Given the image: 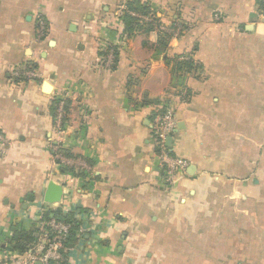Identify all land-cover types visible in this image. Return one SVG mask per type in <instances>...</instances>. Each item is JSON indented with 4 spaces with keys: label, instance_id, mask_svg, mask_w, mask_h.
<instances>
[{
    "label": "crops",
    "instance_id": "crops-1",
    "mask_svg": "<svg viewBox=\"0 0 264 264\" xmlns=\"http://www.w3.org/2000/svg\"><path fill=\"white\" fill-rule=\"evenodd\" d=\"M167 108L189 161L173 183L152 137ZM0 131V264L40 213L79 222L64 264H196L192 237L204 264H264L263 0H0Z\"/></svg>",
    "mask_w": 264,
    "mask_h": 264
},
{
    "label": "built area",
    "instance_id": "built-area-1",
    "mask_svg": "<svg viewBox=\"0 0 264 264\" xmlns=\"http://www.w3.org/2000/svg\"><path fill=\"white\" fill-rule=\"evenodd\" d=\"M264 3V0H263ZM133 16L143 18L140 14L132 12ZM40 37L46 32V24L43 20L38 25ZM182 27L175 24V29H168V33L174 32L177 36ZM18 78L35 79L40 77L39 71L33 65L22 67L13 71ZM186 91H182L181 95H185ZM65 104L60 101L55 116V131L58 135L62 134L66 129L64 123ZM178 128V118L176 112L172 108L165 110H157L153 114L152 121V137L154 145L158 151L160 165L163 169L164 181L173 183L178 176L184 175L189 167V161L179 156L173 155L168 138ZM7 139L0 131V142H6ZM53 155L56 158H62L61 145L54 143L52 145ZM34 241L30 248L17 258H11L8 264H64L67 260V242L73 231L74 224L58 219L55 216L46 218L42 213L39 216H33ZM81 228L74 230L80 235Z\"/></svg>",
    "mask_w": 264,
    "mask_h": 264
},
{
    "label": "trees",
    "instance_id": "trees-1",
    "mask_svg": "<svg viewBox=\"0 0 264 264\" xmlns=\"http://www.w3.org/2000/svg\"><path fill=\"white\" fill-rule=\"evenodd\" d=\"M126 5H127L128 9H130V10H137V11L143 12L144 14H150L151 13L148 6L141 4L139 2L131 1ZM153 16L156 18L155 14ZM125 18H126V21L129 25H131V23H134L135 21H137V19H134L129 14H127L125 16ZM143 24L147 28H151V27L155 26L152 22H144ZM45 216H46V218H49L48 214H46ZM55 217L58 219H62L66 222H72L74 224L73 231L70 234L69 239L71 237H73L74 230L79 228V222L77 221V219L75 217H73L72 214L64 215L63 213H57ZM34 233H35L34 229L14 231L13 241H14L15 249L19 250L22 253H25L30 248V245L34 241Z\"/></svg>",
    "mask_w": 264,
    "mask_h": 264
},
{
    "label": "rangeland",
    "instance_id": "rangeland-1",
    "mask_svg": "<svg viewBox=\"0 0 264 264\" xmlns=\"http://www.w3.org/2000/svg\"><path fill=\"white\" fill-rule=\"evenodd\" d=\"M209 216L214 215V211L213 210H209L208 212H206ZM215 223H211L209 224V228L214 232L216 228H214ZM256 234H258V232L256 231ZM189 240H191L190 246H193V248L195 249V251L193 250V252L189 253V254H185L184 256H188L189 260L188 261H192L195 262L196 264H204V255L201 253H196L200 251V248L204 247V243L206 241V239L204 237H197L194 238L192 237V239L190 238ZM226 239H224V241H226ZM214 242L215 240L213 239V246H214ZM253 242H264V238H260L257 237L256 239L253 238ZM226 244V242H224ZM209 254V253H208ZM214 256V255H212Z\"/></svg>",
    "mask_w": 264,
    "mask_h": 264
},
{
    "label": "water",
    "instance_id": "water-1",
    "mask_svg": "<svg viewBox=\"0 0 264 264\" xmlns=\"http://www.w3.org/2000/svg\"><path fill=\"white\" fill-rule=\"evenodd\" d=\"M171 140H172V138L169 137L168 142H170ZM57 191H58V194L55 195ZM61 196H62V187L55 184L54 182H51L48 186L47 191L45 192L46 201L56 202L61 198ZM36 264H41V263L37 262Z\"/></svg>",
    "mask_w": 264,
    "mask_h": 264
}]
</instances>
